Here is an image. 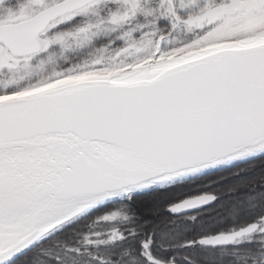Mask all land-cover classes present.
Returning a JSON list of instances; mask_svg holds the SVG:
<instances>
[{"label": "snow or ice", "instance_id": "obj_1", "mask_svg": "<svg viewBox=\"0 0 264 264\" xmlns=\"http://www.w3.org/2000/svg\"><path fill=\"white\" fill-rule=\"evenodd\" d=\"M0 264H264V0H0Z\"/></svg>", "mask_w": 264, "mask_h": 264}]
</instances>
